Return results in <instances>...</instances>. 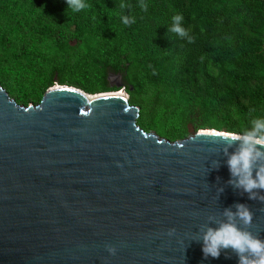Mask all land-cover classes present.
Wrapping results in <instances>:
<instances>
[{"label": "water", "instance_id": "95a60500", "mask_svg": "<svg viewBox=\"0 0 264 264\" xmlns=\"http://www.w3.org/2000/svg\"><path fill=\"white\" fill-rule=\"evenodd\" d=\"M108 80L119 90L56 84L28 106L0 83V264H238L231 249L205 257L202 236L243 203L240 227L264 239V201L229 182L239 142L147 132L122 74Z\"/></svg>", "mask_w": 264, "mask_h": 264}, {"label": "trees", "instance_id": "16d2710c", "mask_svg": "<svg viewBox=\"0 0 264 264\" xmlns=\"http://www.w3.org/2000/svg\"><path fill=\"white\" fill-rule=\"evenodd\" d=\"M86 2L65 15V0H0V83L18 104H39L56 83L117 91L113 73L140 108L137 124L171 141L264 116V0H144L147 11L139 0ZM176 13L191 42L166 37Z\"/></svg>", "mask_w": 264, "mask_h": 264}, {"label": "clouds", "instance_id": "9594fccd", "mask_svg": "<svg viewBox=\"0 0 264 264\" xmlns=\"http://www.w3.org/2000/svg\"><path fill=\"white\" fill-rule=\"evenodd\" d=\"M65 15L68 12L80 13L90 8L86 0H65ZM138 6L147 11L148 5L144 0H139ZM128 7L121 2L119 8ZM115 14V13H110ZM123 25L129 26L135 23V18L119 14ZM183 15L176 13L171 16V23L167 25L165 33H174L180 38H186L188 42L192 37L183 27ZM250 127H245L236 133H217L223 137L229 146L238 141V147L228 155L227 165L232 179L229 181L235 188L242 189L248 193L250 200L259 199L264 201V195H258V191H264V116L253 118L249 121ZM227 152V149H225ZM226 222L220 223L218 227H208L202 236V252L205 257L218 258L222 249H231L238 257V264H264V239L259 235L241 228L240 225H250L253 213L243 203L235 205V211L225 209ZM239 221V223H237ZM174 231V229H170ZM107 251L115 255L116 247L106 245Z\"/></svg>", "mask_w": 264, "mask_h": 264}, {"label": "bare ground", "instance_id": "6f19581e", "mask_svg": "<svg viewBox=\"0 0 264 264\" xmlns=\"http://www.w3.org/2000/svg\"><path fill=\"white\" fill-rule=\"evenodd\" d=\"M120 94H126V93L122 90Z\"/></svg>", "mask_w": 264, "mask_h": 264}, {"label": "rangeland", "instance_id": "374dc122", "mask_svg": "<svg viewBox=\"0 0 264 264\" xmlns=\"http://www.w3.org/2000/svg\"><path fill=\"white\" fill-rule=\"evenodd\" d=\"M116 80H117V79H115V80H113V81H115V82H116ZM56 84H58V83H56ZM56 84H55V85H56ZM58 85H59V84H58ZM125 92L127 93V91H125ZM34 105H35V104H34Z\"/></svg>", "mask_w": 264, "mask_h": 264}]
</instances>
